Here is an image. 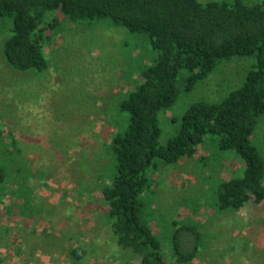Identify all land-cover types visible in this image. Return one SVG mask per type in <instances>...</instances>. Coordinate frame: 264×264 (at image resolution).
I'll list each match as a JSON object with an SVG mask.
<instances>
[{
  "label": "rangeland",
  "instance_id": "rangeland-1",
  "mask_svg": "<svg viewBox=\"0 0 264 264\" xmlns=\"http://www.w3.org/2000/svg\"><path fill=\"white\" fill-rule=\"evenodd\" d=\"M257 1L243 0L248 5ZM54 16L63 25L45 47L49 64L42 74L10 69L2 58L0 35V164L8 177L1 213L3 220L8 216L13 237L10 251L0 248V258L3 264L5 259L11 264H139L104 234L100 190L112 169L111 137L127 123L119 102L140 82L139 70L155 53L147 40L124 28L77 26ZM243 61L248 63L224 61L192 92L181 91L174 106L159 116L161 142L176 134L191 103L218 102L237 88L249 69ZM263 122L264 117L258 129ZM10 136L16 150L7 149ZM255 138L264 147V123ZM239 169L238 159L211 141L191 160L159 166L145 211L166 253L177 230L176 242L190 249L187 231L201 223L197 257L190 264H264V205L214 214L216 183ZM78 246L86 259L74 263L68 252Z\"/></svg>",
  "mask_w": 264,
  "mask_h": 264
},
{
  "label": "trees",
  "instance_id": "trees-1",
  "mask_svg": "<svg viewBox=\"0 0 264 264\" xmlns=\"http://www.w3.org/2000/svg\"><path fill=\"white\" fill-rule=\"evenodd\" d=\"M57 13L77 26L87 22L124 28L147 40L155 53L139 70L140 82L119 102V111L128 118L107 148L112 169L103 176L100 190L104 234L139 264H190L197 257L201 223L187 231L193 240L190 249L176 242L177 230L166 253L153 233L145 196L154 193L153 178L161 164L191 160L211 141L240 163L237 172L216 183L214 214L264 205V147L255 138L264 123L258 129L264 117V0L249 5L243 0H0L1 54L10 69L47 71L45 47L63 25ZM232 58L248 61H243L249 69L242 83L218 102L191 103L181 114L176 134L162 143L160 114L174 106L181 91L192 92ZM8 142L7 149L16 150L11 136ZM7 179L1 163L0 219ZM8 230L0 223V248L8 245ZM68 256L73 262L86 259L81 246Z\"/></svg>",
  "mask_w": 264,
  "mask_h": 264
},
{
  "label": "crops",
  "instance_id": "crops-1",
  "mask_svg": "<svg viewBox=\"0 0 264 264\" xmlns=\"http://www.w3.org/2000/svg\"><path fill=\"white\" fill-rule=\"evenodd\" d=\"M2 217H3V216H2ZM6 219H8V216H5V217H4V220H3V218H1V219H0V223H1L2 226H4V227L7 229V228H8V225H7V221H6ZM54 224H56V221L54 222ZM20 230H21V229H20ZM5 235L7 236V241H8V245H5V248L8 249V251H10V249L12 248L11 245H12V242H13V240H12L13 237H11V236L9 235V230H8V233H6ZM13 250H14V249H13ZM15 252H18V251L15 250ZM195 259H196V258H195ZM195 259H194V260H195ZM194 260H192V262H193ZM11 261H12V260H11ZM243 261L247 262L246 259H243ZM5 262H6V263H4V264H11V262L7 263V262H8L7 259H5ZM192 262H191V263H192ZM241 263H242V262H241ZM0 264H3V259H1V258H0Z\"/></svg>",
  "mask_w": 264,
  "mask_h": 264
}]
</instances>
